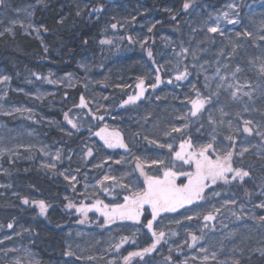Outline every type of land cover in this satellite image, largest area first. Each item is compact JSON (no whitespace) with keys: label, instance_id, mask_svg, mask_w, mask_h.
<instances>
[{"label":"snow or ice","instance_id":"6c2138e0","mask_svg":"<svg viewBox=\"0 0 264 264\" xmlns=\"http://www.w3.org/2000/svg\"><path fill=\"white\" fill-rule=\"evenodd\" d=\"M37 5L47 7V0H36ZM0 6L7 7L6 0H0ZM35 7V5H30ZM87 9L88 17L91 18L93 15L99 19L100 14L104 11L103 5H97L88 8L87 3L84 5ZM193 8V0H183L182 11L188 13ZM230 11H223L221 14L215 17L214 23H208L205 21L207 26L206 30L208 33L216 34L220 36H226V32L221 27V20H225L230 25H240L243 30L235 31V40L229 38V44L231 45V51L225 52L220 49L218 55L223 57L225 61H233L237 50L243 47V41H247L253 47L259 49V54L249 58L247 64L236 63L233 67L231 63L225 62L221 65V61H216L217 67L215 68L214 74L209 76L204 75L203 90L197 88L195 83L189 81L193 92L195 93L194 98L191 96L186 97L185 108L187 111L182 115L176 117V119L184 121L181 125H173L170 131L164 133L165 136H171L173 133H182L185 129H189L191 125H198L196 128L197 132H201L205 128V122L209 127L210 131L206 134L207 138L204 142H194L191 136L187 138H181L179 142L178 150L174 148L172 141L158 142L155 139H150L148 136H144L151 145L164 149L166 148L170 154V158L167 164L163 159H142L140 155L133 151L135 141L130 146L125 141L124 136L118 129L109 130V126L105 124L100 128L94 135L103 141V146L108 149H123L125 153L132 156L135 166L130 171L124 172L120 177L115 175H104L103 178L98 182L99 185H105L106 181H110L106 186L100 188V191L105 195H111L112 199L105 203L103 199L99 198L98 194L96 199L90 205L85 204L81 201L79 204L69 202L66 207L69 210L75 209L76 213L80 215L78 223L83 224L88 219L90 212H95L103 217L102 221H98L101 226H109L117 224V222H131L133 225H138L132 236L135 237L136 232L143 229L147 231L145 235L151 234L147 246L139 248V250L128 251L127 255H122L123 264H152L151 256L153 253L158 251L159 246L162 243H167L165 239L167 233L163 231L158 221L162 219H169L171 223L177 225L182 223V220L191 221L194 216L187 213H195L196 217H199L197 209L202 208L204 205L201 202L207 201L211 196H219L220 193L214 186L218 184L228 185L233 182L243 185L245 178H252V169L249 167L245 169L243 166L237 165L236 158L243 159L244 154L249 151V147L244 146L247 137L255 136L260 140V155L264 157V20H262L255 31L248 28L247 25H242L240 19V13L238 11L239 5L236 3H230L227 5ZM21 11L20 9L16 10ZM27 11V10H24ZM83 9L77 6L76 15L80 16ZM164 11L173 13V9L165 8ZM177 13H173L170 19L175 21L177 19ZM28 16H32V12H27ZM66 17L59 16L57 23L63 24ZM115 19V17H113ZM135 19V17H133ZM3 23V21H0ZM118 23V22H117ZM117 23H112L110 27L115 30L117 29ZM156 23H160L159 20ZM19 25L21 28L24 27L22 21L13 19L9 22L8 26H5L3 30H0V36L5 34L14 35V27ZM29 28L37 31L43 29L47 31L46 26L40 25L39 28L34 27L31 23L28 24ZM155 24L148 27L147 31L151 33ZM196 31L195 28L192 29ZM121 40L125 39L124 36L119 37ZM129 43H140L143 47L147 43V38L135 41L132 36L126 37ZM209 40H214L215 37H207ZM83 44L87 45L88 40L84 39ZM100 45H112L113 40L109 38H103L99 40ZM148 57L152 58V51L146 49ZM45 52L47 48L45 47ZM189 48L184 47L183 43L180 45V52L178 56L187 59ZM193 61L197 59L195 51L192 53ZM86 67V65H81ZM192 67H196L193 63ZM200 68L204 69V65L201 64ZM159 69H157V73ZM206 72V70H205ZM251 73L252 78H243L240 74ZM190 73L187 65L183 71H178L174 77L176 81L187 80ZM199 76L200 73H197ZM253 78L256 83H253ZM40 79V77H37ZM10 81V77L7 75L0 76V84H4ZM49 83H56L54 80H49ZM161 83V77L159 74L156 75L154 83L151 85L155 89ZM168 83H172L169 80ZM214 84V87H213ZM136 88L139 91L135 95H129L126 100L123 101L121 107L129 104H135L139 101L146 91L144 80L141 78L137 83ZM226 94V95H224ZM6 95V94H5ZM224 95L226 100H230L235 105H240L241 109L235 112L233 115L230 111L226 110V106L220 103L221 96ZM159 99V96L156 97ZM190 105V107H188ZM2 105H0V114L11 115L12 112L2 111ZM80 108L87 107L83 96L80 97ZM13 111H31L30 109L16 108ZM252 113H257L259 119L252 116ZM247 114V115H245ZM115 117H113L114 119ZM93 119L103 120V115L93 116ZM64 120L71 125L72 129L79 131V125L74 122L67 112L64 113ZM239 121L240 123H235ZM71 131L67 132V135L71 136ZM204 135V133H201ZM139 135V134H137ZM240 137H244V140H240ZM239 149V150H238ZM4 150H0V155L3 154ZM50 155L51 159L41 165V167L47 170V173L52 175H61L65 180L69 181L72 189L75 190V184L73 181L77 180L76 175L68 174L65 175L63 171L57 173V163L62 162L64 157L61 151H56L54 155ZM93 157V149L87 148L84 152L82 159L87 161V158ZM71 156L67 159L71 160ZM111 159V157H109ZM106 162V161H105ZM121 159L114 161L116 164H120ZM176 162H179L178 164ZM164 166L161 168L160 166ZM101 164H94V167H101ZM155 170V174H151L148 169ZM78 172L79 169H76ZM162 173V174H161ZM131 177V179H129ZM183 177L184 179H181ZM0 187H11V185L0 184ZM87 187V186H86ZM119 189V191H117ZM211 189L209 192L208 190ZM13 195L20 196L19 193L14 192ZM84 195V193H80ZM261 196H264V178L261 180ZM87 198V197H86ZM21 203L23 205H35L39 208V215L46 216L48 213L49 205L43 200H29L27 196H21ZM65 199H68L65 197ZM225 204H236L235 200L224 201ZM253 207L258 209H264V200L259 203H254ZM181 209H185V212H181L180 218L166 217L164 214L178 213ZM243 210V206H241ZM216 213L220 212L219 208H215ZM233 215H236L233 212ZM252 219H258L262 225H264V214L256 217L250 214ZM237 216V219H240ZM204 227H208L207 222L214 221L216 216L211 212L203 215L202 217ZM123 226V225H122ZM13 223H8L7 228L12 229ZM214 230V226H213ZM173 232L171 235H176ZM229 236L232 233L228 234ZM191 243L185 240L184 243L189 248L197 246L201 240L200 236L190 234ZM125 243L135 245L136 239L130 238L129 236H122L121 242L114 245L117 252H120L121 247ZM200 251L206 252L207 249L201 247ZM127 251V250H126ZM171 251V249H170ZM259 254L264 257V248L257 249ZM67 257H72L75 253L71 250V245H68V250L64 253ZM216 253L211 254V259H216ZM148 257V259H146ZM77 259H80L77 256ZM93 259V257H89ZM196 259L195 256L192 257ZM205 261L209 259L208 255L203 257ZM166 264H172L171 256L165 258ZM16 264H20L19 261ZM65 264H70L69 261H65ZM115 264V262H113ZM233 264H239L238 261H234Z\"/></svg>","mask_w":264,"mask_h":264},{"label":"trees","instance_id":"16d2710c","mask_svg":"<svg viewBox=\"0 0 264 264\" xmlns=\"http://www.w3.org/2000/svg\"><path fill=\"white\" fill-rule=\"evenodd\" d=\"M102 1L93 0L91 2L87 0L86 2L89 3V7H93L102 3ZM114 1L107 0L104 6V12L100 14L99 19L95 17L88 19L86 16L87 9L84 8L85 0H47V7L37 5L33 16L34 23L38 27L40 25L46 26L47 31L40 29L38 35H30L16 30L14 35L5 34L0 36V75H8L10 77L11 90H16V93L9 95L8 100L10 102H17V104L21 102L31 104L44 118H51L55 124L57 123L58 132L49 131L50 133L37 125H33V123L32 125L51 146H61L64 153H69L71 147H81L83 145V138L79 136L80 133L82 130L86 131V126L89 122L96 120L93 119V116L89 115L85 108L78 107L80 103L78 101V95L80 93L85 92L84 98H128L129 95H132L137 90L136 84L139 83L140 78L145 83L154 82L156 75L159 74L161 82L172 80V83L175 84V86H170L169 88L165 87L166 90H169V93L161 95V97L171 99V112L169 117L175 122L176 119L174 117L182 114L179 109L176 112L174 106L178 103H186V97L190 94V90L185 85L187 80L176 81L174 79L178 71H183L184 69H178L174 66L173 69L168 68V66H165L166 69H164V61L159 60L160 56H164L165 50L163 49L165 44H169L170 37H177L179 32L181 34L183 33V29L180 30L183 26L180 22L182 21L183 23L186 16H188L182 11L183 0H123V3L127 4L131 10V20L125 29V33L127 32V34H120L118 32L119 34H116V37L142 36L144 33H147L145 29L155 24L153 31L147 33L148 42L144 47L141 48L137 43H133V48L123 49L122 53L125 56L121 52H115V48L118 47V40L112 39V45L99 44L100 39L108 36V26L106 25L107 23L103 22V19L106 15L105 11L113 7ZM194 1L197 3L193 6H196L195 8L197 9L200 7L204 11H215L226 5L230 0ZM248 1L258 0H241L240 4L244 5ZM6 2H8V6L10 3L11 7L14 4L13 8H17L16 6H24V4L29 2L33 3L34 0H6ZM119 3L121 4L122 2ZM78 5L83 9L80 16L76 15ZM165 8L173 9V13L178 12L175 21L170 19L173 13L166 14V11H164ZM161 13L163 15H160ZM164 15H167V17H162ZM59 16L66 17L63 24L57 23ZM158 16L161 18L159 19L160 23L154 22ZM167 19L170 20L173 31L168 29V25H165ZM84 39L88 40L87 45L83 44ZM124 42L125 40L121 41L122 47L124 46ZM45 47L47 48V52H45ZM148 47H150L153 53V64L148 61V57L145 54V50ZM160 47L163 49L161 50ZM252 47L247 42L244 44V47L239 48V54L237 53L235 58L236 63L244 64L249 58L258 55L259 49L253 47L256 50L252 51ZM168 48L171 54L175 51L171 49L170 44ZM2 49H6L7 52H4L6 50L2 51ZM127 59H130L134 63L131 62L132 64L130 66L124 68L122 65L123 62L128 63ZM81 63H84L86 66L88 65L89 69L87 70H91V73H88V77L90 83L94 84L93 89L97 88L94 95L88 89L83 91L80 87H75L69 90L64 89L62 92L57 93V95L45 99L41 104H38L35 98L28 95L27 92H33L36 89L32 91L34 84L38 80L39 82L41 80L42 85L45 87L43 76L45 77L46 73L54 71L57 74H62L78 71L77 66ZM157 69H159L158 73ZM37 77H40V79H37ZM106 82L109 86H106ZM96 83H98V87H95ZM145 88L148 89L149 87ZM144 97H150V95H145ZM121 104L109 102L106 103V107L116 109L121 107ZM69 107H75L76 110L72 111ZM68 111L71 113L72 119L82 129L78 136L73 131L71 136L66 133V128H68V131L71 129L65 125L66 121L64 120V113ZM97 113L99 112H96L94 116ZM114 113L120 114L121 111H114ZM37 117H39V114H37ZM170 127H172V124ZM177 134H172V139L177 138ZM76 136L80 138L78 142ZM16 151L11 155H6L7 160L6 156L2 157L3 170L0 173V183L3 185H11V187H0V234L10 230L7 228L8 223H13L14 227L12 229L33 221L42 222L41 224L43 222L44 224L48 223L51 230L56 227L61 230L66 228L68 226L67 222H69L68 208L66 207L69 199L62 198L64 190L61 188L63 185L59 182V175L47 173V170L41 167L43 163L40 162L35 148H27L26 150L19 149ZM240 161L246 167L245 169L249 167L252 169V178H245L243 185L233 182L228 184V186L222 183L214 186L220 193L219 196H213L217 198V202L229 197L231 200L237 198L238 200L241 199L244 201L241 196L237 195L243 194L245 196L244 198H247L243 204L247 206L248 199L251 200L254 197L260 198L261 187H259L260 185L258 183L264 178V157L260 156V158L256 159L254 157L249 158V156H244ZM64 188L68 189L67 184ZM236 190H239L241 193ZM208 191L210 192L211 189ZM14 192L19 193L20 196L13 195ZM21 196H27L30 201L43 199L49 205L47 215L40 216L39 208L35 205H23L20 199ZM213 197H209L203 203L207 204L209 202L211 205L214 199ZM213 201L216 203V199ZM249 207H252L251 203ZM231 208L237 211V205H233ZM235 210H231L230 207L220 209L216 217L218 220H222L224 217L231 216V212H238ZM53 214L55 215L53 216ZM196 224L198 225L199 223ZM30 231L22 232V235H25L22 237V241H27L28 243L30 238L27 235L30 234ZM169 240H173L172 242L174 243V239ZM146 241L148 243L149 240ZM175 241L178 243L177 240ZM145 243L143 244L147 246V243ZM144 245L137 244L129 247L126 249L127 251L124 250L120 254L116 253L114 258L98 255L93 256V259H89V257L76 258V261L78 262L77 264H113V262L115 264H123L122 255H127L128 251L139 250V248L145 247ZM184 247L186 246L180 248L181 252L185 250ZM166 248H168V244L162 243L155 253H159L163 249L162 253L167 252L168 254ZM0 250L5 249L2 248ZM169 252H171L172 263L180 261L181 252ZM244 255H241L239 264H264V257L258 253H253L250 256ZM50 256H54V254ZM152 256H155V254L153 253ZM8 260L9 255L7 253L4 252L0 255V264H7Z\"/></svg>","mask_w":264,"mask_h":264},{"label":"rangeland","instance_id":"374dc122","mask_svg":"<svg viewBox=\"0 0 264 264\" xmlns=\"http://www.w3.org/2000/svg\"><path fill=\"white\" fill-rule=\"evenodd\" d=\"M86 1L87 0H85V4L87 3ZM90 1L92 2L93 0ZM240 1L241 0H230L226 5L215 11L214 10L204 11L200 7H198L197 9L195 8L196 6H193V8L190 9L188 13H186V15L188 16H186L184 22L183 23L182 21L180 22L183 25L180 28V30L183 29V33L181 34L179 32L177 37H170L169 44L171 46V49L175 51L171 54V51L168 48L169 44H165L164 49L160 47L161 50L162 49L165 50L164 56L163 57L160 56L159 58L160 61H164V69H166L165 66H168V68L170 67L171 69H173L174 67H177L178 69H184L185 65H187L190 75L185 85L186 88L190 90L189 96L194 98L193 95H195L189 81L195 83L197 88L203 90L204 75L207 74L211 76L214 74L215 68L217 67L216 61L219 59L221 61V65L225 62H228L231 63L232 66L234 67L236 64L235 58L237 56V53L239 54V50H237L233 61H225L223 57L218 55L220 49H223L225 52L231 51L229 38L232 40L236 39L235 31L243 30L240 25H230L225 20H221V27L224 29L227 35L220 36L219 33L216 34L208 33L206 30L207 26L205 24V21H207L208 23H214L215 17L221 14L223 11L231 12V10L227 8V5L230 3H236L237 5H239L238 11L240 13V19L242 25H247L250 30L255 31L256 28L259 26L260 22L264 20V0L248 1L244 5L240 4ZM106 2L107 0H103L102 3L97 5H103L104 7ZM119 2L122 3L120 4ZM196 3L197 2L194 1L193 5H195ZM30 5H35V7H30ZM87 5L89 7V3H87ZM36 6H37L36 0H34L33 3L29 2L27 4H24V6H16L17 8H13L14 4L13 7H11L10 3L9 6L7 4L6 8L0 6V21H3V23H0V30H3L5 26H8L11 20L17 19L23 22L24 27L21 28L19 25H16L13 29L14 32H16V30H19L22 33H27L30 35H38L37 31L28 27V24L31 23L34 27L39 28L34 23L33 20ZM89 8H91V6ZM17 9H20L21 11L17 12L16 11ZM29 11L32 12V16L27 15V12ZM105 14L106 15L103 19V22L107 23L106 25L108 26V34H107L108 36L106 38L118 40L117 41L118 47L115 48V52L122 53L124 48H133L132 45L134 44L129 43L126 36H124L125 39H123L125 40L123 47L121 46L122 40H120V38L115 36L116 34H119L118 32H120V34H127V32L125 33V29L131 20V10L128 8V5L124 4L123 0H115L113 7L107 9L105 11ZM166 14H169V12H166ZM160 15H163V13H161ZM86 16L88 19H90L88 17V12ZM92 17L96 18L95 15H93ZM113 17H115V19H113ZM162 17H167V15H164ZM105 19L107 22L105 21ZM159 19L161 18H159L158 16L156 21ZM112 23H117V29L113 30L110 27ZM170 23L171 22L169 19L165 21V25H168L167 26L168 29L173 31V28H171ZM141 26L143 27V25ZM193 28L196 29L195 32L192 31ZM147 29L145 30L148 33ZM147 33H144L142 36L135 35L133 36V38L136 41L137 40L140 41L145 38L148 39ZM211 36H214L215 39L214 40L207 39V37H211ZM136 43L139 47H141L140 43L138 42ZM181 43H183L184 47L189 48L187 59H184L183 57L177 55V53L180 52ZM246 43L247 41H243V47L244 44ZM146 49H150V47ZM251 49L252 51L256 50L253 47ZM3 50L6 49H2V51ZM193 51H195L197 57L195 61H193V57L191 54ZM4 52H7V50ZM145 54L147 55V51L145 52ZM253 54H255V52H253ZM122 55L125 56L124 53H122ZM147 59L152 64L154 63L152 61L153 57L151 59L148 57ZM127 61L128 63L123 62L122 67L125 68L126 66H130L132 63H134L130 59H127ZM193 63L196 64V67H192ZM201 64L204 65V69L206 70V72L205 70H202L200 68ZM246 64L247 62L244 63V65ZM81 65H85V64L84 63L78 64L77 67L79 70L74 72L57 74L54 71H51L49 73H46L45 77L43 76L45 87L42 85L43 84L42 81L40 80L39 82L38 80L39 84L38 82H36V84H34L33 86L32 91L35 88L36 89L33 92L31 91L27 92L28 95L32 98H35L38 104L43 103L45 99H49L54 95H57V93L62 92L64 89L69 90L75 87H80L81 90L83 91L88 89L90 93L94 95V93H96L97 91L96 90L97 88L93 89L94 84L90 83L89 81L88 73H91V70H87L89 69L88 65L86 67H82ZM197 73H200V75L198 76ZM240 75L242 79L252 78L251 73H246V74L242 73ZM49 80H54L56 81V83H49L48 82ZM253 83H256L254 78H253ZM106 86H109L107 85V82H106ZM95 87H98V83H96ZM12 93H16V90H11L10 81L4 84H0V105L3 106L2 111L12 112L11 115L0 114V150H4L3 154L0 155V173L3 170L2 157L6 155H11L16 150L19 149L26 150L27 148H35L38 153V158L42 163H45L51 159V156L46 155L45 153H50L54 155L55 152L59 150L61 151V154L64 157V159L62 162L53 161L57 163V172L59 173L63 171L65 175L72 174V175H76L77 177V180L72 182L73 184H75V190H73L69 181L65 180L63 176L59 175L60 178L59 182L61 183V185H63L61 188H63L64 190V193H62V198L65 197L68 198V195L72 191L77 194L93 193V191L91 190L93 187L88 183H84L85 181L82 180L83 179L82 172L81 171L77 172L74 166L70 165L71 160H68L67 157L68 156L72 157L73 155L72 151L69 150V153H64V151L62 150L63 148L61 146H55V145L51 146L33 126V125H37L41 129H45L48 132L49 131L58 132V128H57L58 124L57 123L55 124L51 118L48 117L44 118L41 115V113L37 111L35 107L32 106L31 104L22 103V102L21 103L18 102L19 104H17V102H10L8 98L9 95ZM84 93L85 92L80 93V95H78L79 102H80V97L81 96L84 97ZM224 95L221 96L220 103L226 106V110L230 111L233 115H235V112L239 111L241 109V106L233 104L230 100H226L224 98ZM103 107L105 108L106 106ZM188 107H190V105H188ZM16 108L30 109L31 111H22V112L13 111ZM69 109L72 111L76 110L75 107H69ZM174 109L176 112H178L179 109L181 114L187 111V108H185V102L176 104L174 106ZM67 113L72 119L71 113L69 111ZM37 114H39V117H37ZM252 116L259 119V115L257 113H252ZM170 118L171 117H169V119ZM174 118L176 119V116ZM39 120H41V122H39ZM170 121H171L170 126L171 124L173 126V125H181L184 123V121L178 119H176V122L171 119ZM235 123H240V122L236 121ZM65 125L71 128V125H69L67 121ZM197 126L198 125H191L189 129L184 130L185 133L184 132L178 133L177 139L179 137L187 138L188 136H191L194 142L196 141L204 142L207 138L206 134L210 131V129L207 126L206 122H205V128L202 129L201 132L196 131ZM81 130L82 129L80 128L79 131L72 128L70 129V131L75 132L77 136L81 132ZM67 132H68V128H66V133ZM83 133L84 131L82 130L79 136L83 137L82 136ZM201 133H204V135H202ZM77 136L76 138L78 142L80 138H78ZM239 139L244 140V137H240ZM172 142L176 143V141H172ZM244 146L249 147V151L245 153L244 156H249V158L254 157L256 159L260 158L261 148H260V140L258 137L255 136L247 137ZM7 159L8 158L6 156V160ZM240 159L241 158L237 157L236 163L237 165L243 166L242 161H240ZM243 167L246 168L245 166ZM129 179H131V177H129ZM261 180L258 183V185H260L259 187H261ZM66 184L68 186V189L64 188ZM236 191L241 193L239 190ZM237 195L241 196V198L244 201L247 200V198H244L245 196L243 194H237ZM229 200H231L230 197L225 198L220 202L218 201V204H214V207L213 205H209V202H207L208 208L205 205L204 208L205 207L206 208L204 209L205 211H203V213L211 212L213 214L215 212L214 211L215 208L223 209L230 207L231 210L232 209L235 210L234 208H231V206L233 205H237V211H238L237 212L235 210L237 212L236 215H233V213L231 212L230 213L231 216L224 217L222 220L216 219V221L207 222L208 223L207 228L204 227L205 222L203 221L202 217L197 218L196 215H193L194 218L191 221L182 220V223L179 225L171 222H170L171 224L169 223L170 226L167 228L166 237H168L169 239H174V244H176L175 240L178 238V240L181 241V244L186 245L187 247V252L181 254L180 261L172 264H233L234 261L240 262V257L242 254H245L246 256H250L253 253L259 254L257 249L264 248V225H262L258 219L255 220L252 219L250 214H253L256 217L264 214V209H258L253 207L254 203H259L261 200H264V196L260 195V198L254 197V199L251 200L248 199L247 206L243 204L245 203L244 201H242L241 199L240 201L237 198L232 199V200H237L236 204L224 203V201H229ZM250 203L252 204V207H249ZM241 206H243V210H241ZM54 215L55 214H53V216ZM237 216H240L241 218L237 219ZM175 218H179V217H175ZM88 219H89V215H88ZM196 221H198L199 223L197 226H195ZM41 223L42 222L38 223L36 221L27 222L15 227L14 229H10L0 234V249L2 248L5 249V250H0V255L3 254L4 252L9 255V260L7 264H16L17 261H19L20 264H65V261H69L70 264H77L78 263L76 261L77 256H79L80 258H88L99 255L102 257L106 256L107 258L108 257L114 258V255L116 253L120 254L122 251L137 244L144 245L143 244L144 241L148 239L147 235H145L144 232L141 231L136 232L135 237L132 236V233H118L117 232L118 230L126 231V228H132V230L136 229V227L133 228V224H131V222L128 221L121 222L120 224H118L116 228L113 229L107 228L103 232L102 231L91 232L89 230H86L84 227L85 226L84 223L83 224L77 223L75 226H69L62 230L57 228H56L57 230H54V228H52L51 230L50 229L51 227L49 226L48 223L47 224H44V222L43 224ZM185 226H187L189 229L186 230ZM213 226H214V230H213ZM197 227L198 229H196ZM29 230L31 231L30 234L27 235V237L30 239L28 240L27 243V241L24 242L21 240L22 237L25 236L22 235V232ZM190 230H192L193 232L192 231L190 232ZM173 232L177 234L171 235V233ZM195 232L198 233L195 235L200 236L201 240L199 241L196 247L189 248L188 245L184 243V241L188 240V242L191 243L190 234H194ZM229 233H232V235L229 236L228 235ZM122 236H129L130 238H134L136 239L137 243L135 245L130 243H125L123 247H121L120 252H117L114 248V245L121 242ZM169 239L168 241H173ZM69 244L71 245V250L75 253V255L72 257H67L64 255L65 251L68 250ZM174 244L172 243L169 244L170 246L168 247L169 251L171 249L172 252L173 251L175 252ZM201 247L207 249V251L206 252L200 251L199 249ZM162 252L163 249L159 251V253H154L155 256H151L150 259L152 261V264H166L165 258L169 257L171 255V252H169L168 254L167 252L166 253H162ZM213 252L217 254L215 260L211 259V254ZM51 254H54V256H50ZM205 255L209 256V259L207 261L203 259ZM193 256L196 257L195 260L192 259ZM146 259H148V257Z\"/></svg>","mask_w":264,"mask_h":264},{"label":"flooded vegetation","instance_id":"af4514ba","mask_svg":"<svg viewBox=\"0 0 264 264\" xmlns=\"http://www.w3.org/2000/svg\"><path fill=\"white\" fill-rule=\"evenodd\" d=\"M153 83L154 82L145 83V87L149 88L146 89L144 96L150 95V97L143 96L135 104L125 105L124 107H119L116 109L108 107L104 108L103 106H106V103L109 102L123 103V101L127 98H84L87 105V107H85V110L89 113V115L94 116L96 112H99L96 116L103 115L104 119L89 122L86 126V131H84L83 133V145L80 148H70L73 154L70 165L74 166L75 169H79V171L82 172V180L85 181L84 183H88L93 187L91 189L93 193H84V195H80L72 191L68 195L69 202L79 204L81 201H83L85 204L90 205L97 198L94 194H98L99 198L103 199L105 203H108L112 199V196L105 195V193L100 191V188L106 186L111 182L106 181L105 185H99L98 182L106 174L120 177L125 171H130V169L135 166L132 156H130L128 153H125L123 149H108L103 146V141H101L99 137L94 135V133L98 132L100 128L105 124L109 126V130L118 129L124 136L125 141L129 143L130 146H132L133 142L135 141L133 151L136 154L140 155L142 159L152 160L159 158L163 159L165 161V164H167L170 158V154L168 153L166 148L161 149L156 147V145L149 144L146 140L143 139L144 136H148L150 139H155L158 142L178 141V143L173 142V146L175 149L179 148L181 137H179L178 139H172V135H164L166 131L171 130L169 119L171 99L167 97H161V95L169 93V90H166L165 87L169 88L170 86H175V84L161 82L155 89H153L151 87ZM138 91L139 89L133 92L132 95H134V93H137ZM157 96H159V99L156 98ZM114 111H121V113H114ZM113 117L115 118L113 119ZM87 148L93 149V157L87 158V161L85 162V160L82 159V156ZM109 157H111V159H109ZM117 159H121L122 162L120 164L114 163V161ZM176 163L178 164L179 162ZM94 164H101L102 166L94 167ZM160 167L163 168L164 166L162 165ZM148 171L151 174H155L154 168L148 169ZM181 179L184 178L181 177ZM117 191H119V189H117ZM215 199L216 198H214L213 200ZM213 200L211 202V205H213L214 207ZM197 211L200 214L199 218L203 217V215L207 213H203V211H205L203 207L197 209ZM181 212H185V209H181L178 213L164 214V216L182 218L180 216ZM68 214L69 222L67 227L75 226L78 223L77 220L81 218L80 215L76 213L75 209H68ZM188 214L195 215V213ZM88 215L89 219L86 221V223H84V227L86 230H89L91 232H103L107 228L113 229L121 223L117 222V224L101 226L98 221H102L103 217H100L99 214L95 212H90ZM213 215L216 216L217 213L214 212ZM158 223L160 228L165 231V233H167V228L170 226L169 219H162L158 221ZM134 227L138 228L139 226L133 225V228ZM56 228L59 229L58 227ZM56 228H54V230H57ZM133 231L134 230H132V228H126V231L118 230L117 232L133 233ZM146 231V229L141 230V232L144 233ZM149 235L150 233L148 234V238L150 237Z\"/></svg>","mask_w":264,"mask_h":264}]
</instances>
